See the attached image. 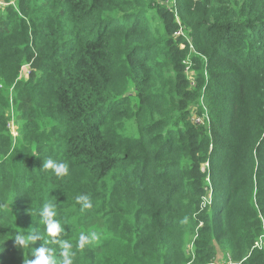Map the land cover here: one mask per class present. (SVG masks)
I'll return each mask as SVG.
<instances>
[{"label": "trees", "instance_id": "16d2710c", "mask_svg": "<svg viewBox=\"0 0 264 264\" xmlns=\"http://www.w3.org/2000/svg\"><path fill=\"white\" fill-rule=\"evenodd\" d=\"M46 202L74 264H264V0H1L0 264Z\"/></svg>", "mask_w": 264, "mask_h": 264}, {"label": "clouds", "instance_id": "9594fccd", "mask_svg": "<svg viewBox=\"0 0 264 264\" xmlns=\"http://www.w3.org/2000/svg\"><path fill=\"white\" fill-rule=\"evenodd\" d=\"M43 170L53 172L58 179H63L69 175V166L65 163H57L53 159H48L44 162ZM77 203L81 205V212L86 213L93 208V202L87 195L78 196ZM40 216L41 223L46 226L49 237L46 243L55 244L60 249V258L57 260L54 248L48 247L46 243H43L41 247L33 251L35 259L24 257V264H74L76 253L73 251V245L63 238L67 233L55 218V206L50 202H46L43 205ZM24 233L26 232L21 229L14 239L17 249H27L44 240V237L33 229L28 230L26 235ZM99 241L100 236L98 233L82 234L78 242L79 251L83 252L86 247L97 244Z\"/></svg>", "mask_w": 264, "mask_h": 264}, {"label": "built area", "instance_id": "2783aa9c", "mask_svg": "<svg viewBox=\"0 0 264 264\" xmlns=\"http://www.w3.org/2000/svg\"><path fill=\"white\" fill-rule=\"evenodd\" d=\"M166 1H167L168 3L172 1V5H171V7H172V6L175 7L176 0H166ZM0 2H1V0H0ZM13 131H15V130L13 129ZM14 135L17 136V133L14 132ZM206 166L210 169V165H209V163H206V164L204 165V167H203V170H204V171L207 170V169H206ZM207 171H209V170H207ZM206 182H207V184H208V188H206V193H207L208 189H211V190H212V193H213L212 184H211V179H210L209 176L206 178ZM211 198H212V194L207 195V197L204 198V202H205V203H208V204H211ZM263 247H264V236H263V238L260 239V240L256 243V245H255V248H260V249H261V248H263Z\"/></svg>", "mask_w": 264, "mask_h": 264}, {"label": "rangeland", "instance_id": "374dc122", "mask_svg": "<svg viewBox=\"0 0 264 264\" xmlns=\"http://www.w3.org/2000/svg\"><path fill=\"white\" fill-rule=\"evenodd\" d=\"M163 1H164L165 5H169V6L172 5V1L169 2V3L166 0H163ZM186 65L189 68V66L191 64L189 62H186ZM198 121L199 120H197V122ZM15 132H17V131H15ZM206 169L209 170V168L207 166H206ZM207 193H208V195L212 194V190L211 189H208ZM262 238H263V236L260 239H262ZM218 255L219 256H218L217 261H216L217 264H229V257L226 254H223L222 252H220Z\"/></svg>", "mask_w": 264, "mask_h": 264}]
</instances>
